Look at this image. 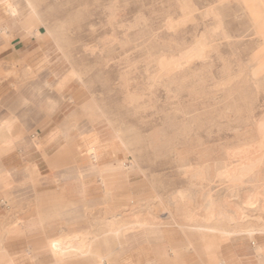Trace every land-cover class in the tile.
<instances>
[{
    "label": "rangeland",
    "instance_id": "374dc122",
    "mask_svg": "<svg viewBox=\"0 0 264 264\" xmlns=\"http://www.w3.org/2000/svg\"><path fill=\"white\" fill-rule=\"evenodd\" d=\"M18 3L23 7L21 0ZM34 3L43 24L52 33L48 36L52 41L56 38L53 63L60 64L57 69L64 75L52 87L47 86L46 91L39 77H34L31 65L13 68L2 74L0 80H7V89L15 91L21 105L35 80L37 118L42 115L46 93L50 95L46 99L50 102L47 109L53 111L61 106L68 111L64 115H68L72 131L77 132L76 122L81 123L80 130L84 131L94 127L113 136L120 131L127 155L142 170L132 185V195L109 205L84 207L80 212L74 205L66 204L58 192H41V176L27 170L21 182L12 188L18 191L4 195L9 209L0 226V243L9 240L11 226L24 218L36 215L28 219L43 222L40 215L51 206L56 209L50 212L65 211L73 221L63 225L59 236L49 240L87 234L92 238V250L104 257L105 264H115L113 252L120 237L108 232L106 221L110 217L116 220L113 227L124 229V233L129 232L134 215L137 219L153 215L161 226L174 228L168 212L169 197L185 184L203 185L197 192L199 203L210 190L200 178V171L183 178L180 166L217 167L231 159L230 150L242 147L251 152L260 141L258 128L264 122V8L256 1H249L247 6L242 0ZM254 17L258 22L252 21ZM200 43L207 45L202 59H193L177 71H159V63L182 61V55L189 54ZM64 86L65 92L61 93ZM48 123L46 115L35 127L43 129ZM35 131H25L23 136L28 138ZM155 134L161 144L159 151L149 146V139ZM32 139L36 146L40 145L39 140ZM72 165L73 162L67 167ZM116 166L112 168L115 170ZM263 181L264 160L257 175L241 188L240 195ZM29 186L32 194L26 192ZM259 209L246 211L238 226L260 228L258 219H264V212ZM244 239L205 234L201 245L219 248L223 241ZM246 239L253 241L255 247H264V232ZM193 249L182 251L180 257L202 264L195 252L202 254L197 246L195 252ZM89 260L70 258L62 264H91Z\"/></svg>",
    "mask_w": 264,
    "mask_h": 264
},
{
    "label": "crops",
    "instance_id": "0c3cea01",
    "mask_svg": "<svg viewBox=\"0 0 264 264\" xmlns=\"http://www.w3.org/2000/svg\"><path fill=\"white\" fill-rule=\"evenodd\" d=\"M21 1L23 7L19 4V16L8 15L0 6V76L20 65H31L34 77H39L46 91L47 86L52 87L64 75L57 69L60 64L53 63L52 50L56 38L52 41L48 36L52 33L43 24V19L28 14V8L24 7L25 0ZM10 2L13 5L18 0ZM8 86L7 80H0V226L4 222V212L9 209L4 195L18 191L12 188L21 182L27 170L41 176V192H58L66 204L74 205L79 212L84 207H97L101 203L109 205L132 195V185L142 169L137 168L127 155L125 143L119 137L120 131H115L114 136L109 131H98L94 127L84 131L80 130L82 125L79 122L75 123L77 132L72 131L68 115H64L68 111H64L61 106L53 111L47 109L50 102L46 99H50V95L46 93L43 95L42 115L37 118L35 80L29 86L23 105L15 91L7 89ZM65 89L66 86L60 92L64 93ZM46 115L49 116V123L43 129H37V121ZM21 122L24 123L22 126ZM32 129H36L35 133L25 138L24 132ZM32 138L39 140L40 145L36 146ZM71 162L74 165L68 168ZM131 163H134V168L129 171ZM115 166L114 170L112 167ZM197 171H200L204 185L210 187L211 184L205 180L200 169L181 175L183 178L193 177ZM202 186L185 184L179 190L194 195L191 209H202V201L209 194L202 195L199 203L196 201L197 192ZM26 189L28 194H32L30 186ZM45 209L47 212L40 215L43 222L35 218L28 219L36 216L32 215L20 220L22 223L11 226L7 234L9 240L0 243V264H56L48 248L49 243L58 238H49L59 236L62 226L73 219L68 218L65 211L50 212L55 207ZM52 215L58 217L53 218ZM246 238L241 241H223L219 248L212 244L200 245L202 255H198L193 234L175 232L167 236L165 226L157 224L144 228L141 244L145 250L137 253L131 251L133 246H130L118 255L115 264H194L180 257L182 251L193 247L202 264H264V247H255L256 244Z\"/></svg>",
    "mask_w": 264,
    "mask_h": 264
},
{
    "label": "bare ground",
    "instance_id": "6f19581e",
    "mask_svg": "<svg viewBox=\"0 0 264 264\" xmlns=\"http://www.w3.org/2000/svg\"><path fill=\"white\" fill-rule=\"evenodd\" d=\"M249 1H256L264 8V0H242L245 5H247ZM19 4L20 3L18 2H14L12 5L10 0H0V6L8 15L19 16ZM253 5L251 4V6ZM24 7L28 8V14L35 15L39 20H41L36 10L34 0H25ZM255 9L258 10L257 8ZM253 20L256 21L255 17L252 21ZM262 38L264 39V36H262ZM206 46V44L200 43L197 47L193 49L191 48L192 50L189 51V54H185V56L187 55L186 57L182 55V61L173 60L167 63H159V71H177L187 65V63L193 61V59H202L206 51ZM124 82L126 81L124 80ZM130 103L132 104L131 101ZM258 130L261 139L257 142L251 152L248 148H234L228 153V156L231 159L228 162L219 163L217 167L215 164H208L204 166L189 164L180 166L181 173L185 174L192 172L193 170L200 169L202 174L205 175V180H207L211 185L209 194L206 195L205 199L202 201L201 210L190 208V205L194 201V195L188 194L185 191L181 192L177 190L169 197V218L175 226L174 228L165 226L167 236L175 232L180 234L185 232L193 234L196 239L195 244L197 246V251L201 254L200 239L205 234H216L222 239H230L236 236H244L245 238L251 237L264 232V219L261 218L258 219V221L261 222L260 228H255L253 226L241 228L238 226V223L243 220V215L246 211L254 210L259 207L264 212V181L262 184L254 186L250 192H245L243 195H240L241 188L248 184L251 178L257 175L261 165L263 164L264 122L259 125ZM156 135L157 134H155L153 138L149 139V146L154 150L159 151L158 149L161 144L157 141ZM119 137L122 138L121 133ZM133 168L134 163H131L129 165V171ZM129 180H131L130 177ZM219 186L221 187L217 189ZM182 212L185 213L182 215L180 214ZM115 221L116 220L110 218L106 221L108 232L114 233L116 237H120V242L113 252L115 258H117L119 254L123 253L130 246H133L131 251H136L137 253L145 250L141 244V240L144 237V228L152 225L157 226V224H159L156 216L150 215L147 218L142 219H137L135 216V221L131 224L129 232L124 233V229L122 230V228L120 229L116 226L113 227V222ZM48 251L54 257L56 264H62L70 258L90 259L89 261L91 264H104L105 260L102 255L95 253L94 250H92V238L87 234L81 233L69 238H60L50 242ZM121 261L123 262V260Z\"/></svg>",
    "mask_w": 264,
    "mask_h": 264
}]
</instances>
